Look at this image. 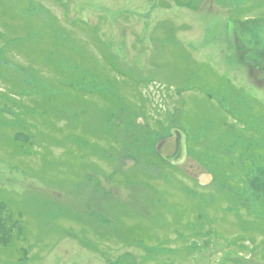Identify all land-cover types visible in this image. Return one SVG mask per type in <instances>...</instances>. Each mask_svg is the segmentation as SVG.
Masks as SVG:
<instances>
[{
	"label": "rangeland",
	"instance_id": "1",
	"mask_svg": "<svg viewBox=\"0 0 264 264\" xmlns=\"http://www.w3.org/2000/svg\"><path fill=\"white\" fill-rule=\"evenodd\" d=\"M234 22L264 48V0H0V264H264V91ZM175 128L172 166L211 176L193 194L150 153Z\"/></svg>",
	"mask_w": 264,
	"mask_h": 264
},
{
	"label": "trees",
	"instance_id": "2",
	"mask_svg": "<svg viewBox=\"0 0 264 264\" xmlns=\"http://www.w3.org/2000/svg\"><path fill=\"white\" fill-rule=\"evenodd\" d=\"M7 46L9 45V42L8 43H5ZM8 49H9V47H8ZM30 49H32V48H30ZM21 54V53H20ZM67 77H69L68 75H66ZM0 77H1V75H0ZM51 78H54V79H57L58 80V78H56V74L55 75H50L49 74V77L47 78L48 80L49 79H51ZM59 80H64V79H59ZM67 81H70V80H72V78H67L66 79ZM77 79H75L74 81H75V83H73L72 84V86H73V88H77V87H79V85L80 84H77L78 82L76 81ZM86 79H84V81H85ZM1 81H3V82H5V83H7L8 85H10L11 86V83L10 82H8V80H2V79H0V82ZM87 82V81H86ZM82 85V84H81ZM14 88H16V89H23L22 88V86L21 87H17L16 85H12ZM45 86H47V87H49L50 89L51 88H56V90H58V89H60V88H62V87H60L59 85H57V84H54L53 83V81L51 80V82H50V80L48 81V82H43V84H38V88L37 89H32V90H30L31 92H33L34 90H38V89H41V88H45ZM77 86V87H76ZM79 89V88H78ZM6 90V89H5ZM11 90H12V88H11ZM81 90H83L84 91V89H81ZM110 90H112V86L110 87ZM85 91H87V90H85ZM93 91H95V92H97L98 94H104V88H103V90H102V92H100V90H90V91H88V92H93ZM56 92V91H55ZM11 95H12V97H16V98H19V97H24V98H27L26 99V101H28L29 102V97H30V95L28 94V93H26V92H24V91H21V94H17L16 92H13V91H11ZM18 96V97H17ZM142 96V95H141ZM19 101V100H18ZM137 102L139 103V107L137 108V109H139L140 110V106H144V104L145 105H147L148 106V103H149V99L147 98V97H144V95H143V98L141 99V98H139V99H137ZM22 108H23V106H21ZM146 107V106H145ZM142 110V109H141ZM150 121H151V119L146 123V124H143V126L142 125H139V128H138V130L137 131H139L140 133H142V134H138L137 135V137H138V142H139V144L140 145H142L143 143H144V141H145V139L147 140V139H149V137H150V133L151 134H154L155 135V131H156V128H155V126H153L151 123H150ZM153 123L155 124V122L153 121ZM162 126H164V122L162 123ZM170 125H168L167 127H169ZM166 127V126H165ZM164 127V128H165ZM173 127H176V125H173ZM175 129H178V128H175ZM179 130V129H178ZM137 131H134L133 132V135H135L136 134V132ZM141 138H142V140H141ZM161 138H163V137H161ZM157 140V139H156ZM159 140H157L156 142H155V144L158 142ZM16 142V141H15ZM18 145H20V147L22 146L21 144H19L18 142H16ZM138 144V145H139ZM155 144H154V146H155ZM153 146V147H154ZM20 149H22L23 150V148L21 147ZM191 152L190 153H192L193 155H191V157H190V159L191 160H193L192 158H196L197 159V155H198V152H197V150L195 151V150H193V149H191L190 150ZM153 156H154V158H156L158 161H159V163H162V164H164V165H166V166H168L169 168H171V170L172 171H174V172H180L179 173V176H181L182 177V174L181 173H183L184 174V176L182 177L183 178V180L184 181H186V182H184V185H180V184H178V182L176 181V183H175V187L178 189V187L177 186H179V188H182L183 186L185 187L186 185H187V187H185V188H187V192H189L190 194H193L194 193V191H196L197 189H193L194 191H190L189 190V188L191 189V186L189 185V181L192 183L193 182V184L196 186V187H198V188H201V189H204L205 187L204 186H201L199 183H198V181H197V178L196 179H194V180H192V179H190L191 177L190 176H192V175H190V174H188V172L186 173L185 172V170H183V169H181L179 166H172V165H174L172 162H168V161H165L164 159H161V158H159L158 156H157V154L155 153V151H151L150 152ZM196 155V156H195ZM253 155V154H252ZM254 156V155H253ZM146 157H151L149 154L146 156ZM146 160V159H145ZM121 166H122V168H121V166H120V169H122V171L125 173L126 171L129 173V171L127 170V168H126V164L125 163H123V164H120ZM178 167V168H177ZM126 172V173H127ZM177 175V174H176ZM118 176V178H117V181L118 182H116L118 185H121L122 187L123 186H125V187H128L129 189L128 190H130V198L131 199H135V200H140L141 202L145 199V201H146V203H149V201H152L154 198H155V196H154V192L152 193V189L154 190V188H153V186H152V184H155L156 183V181H153V180H145L143 183H144V186L141 188V190H139V189H137V188H139L138 187V185L136 186V185H134V184H132V181H134V178L133 179H128L129 178V176H127V175H125V176H122V175H117ZM113 179H116V177L115 176H113L112 177ZM106 179H108V178H106ZM262 180V179H261ZM257 181H260V179L259 180H257ZM186 183V184H185ZM174 185V184H173ZM177 185V186H176ZM145 187V188H144ZM145 189V190H144ZM230 190H232L234 193H236V194H234L233 192H231ZM258 190V189H257ZM223 191V190H222ZM244 191V187L243 186H236V187H234V188H230V189H226V191L224 192L223 191V193H229V196H235V195H238V194H240V196H238V197H241L242 196V192ZM254 191V190H253ZM116 192H117V190H116ZM156 192V191H155ZM193 192V193H192ZM195 194H197V193H195ZM115 195H119V194H115ZM107 198H108V196H104V201H106L107 200ZM249 199V198H248ZM240 201H241V199H240ZM112 204H114L115 205V203L114 202H112ZM244 204H246L245 202H244ZM11 233V232H10ZM4 244H7L8 245V243H9V240L8 241H4L3 242Z\"/></svg>",
	"mask_w": 264,
	"mask_h": 264
},
{
	"label": "flooded vegetation",
	"instance_id": "3",
	"mask_svg": "<svg viewBox=\"0 0 264 264\" xmlns=\"http://www.w3.org/2000/svg\"><path fill=\"white\" fill-rule=\"evenodd\" d=\"M234 23V40L232 43H229L228 49L234 53L233 57H235L236 60L243 63L246 73V79L249 84L264 91V48L257 40H255L254 42V47L251 46L253 43L252 39H250L251 36L249 34V24L242 22ZM236 25L241 27H239V29H236ZM237 30L239 31V33L237 32ZM237 33L239 34V36H237ZM244 43L247 46L244 45ZM220 63L223 64V62ZM230 78L234 83V71L233 76H231ZM251 154L254 155H252L254 158H260V160L264 162V154L262 153V149L256 147L255 153L252 152Z\"/></svg>",
	"mask_w": 264,
	"mask_h": 264
},
{
	"label": "water",
	"instance_id": "4",
	"mask_svg": "<svg viewBox=\"0 0 264 264\" xmlns=\"http://www.w3.org/2000/svg\"><path fill=\"white\" fill-rule=\"evenodd\" d=\"M179 133L175 132L172 137L164 138L159 141L155 146V151L159 157L166 160L173 159L179 152ZM211 180V176L207 174H201L198 176V183L200 185H206Z\"/></svg>",
	"mask_w": 264,
	"mask_h": 264
},
{
	"label": "bare ground",
	"instance_id": "5",
	"mask_svg": "<svg viewBox=\"0 0 264 264\" xmlns=\"http://www.w3.org/2000/svg\"><path fill=\"white\" fill-rule=\"evenodd\" d=\"M151 143H154V141H150Z\"/></svg>",
	"mask_w": 264,
	"mask_h": 264
}]
</instances>
